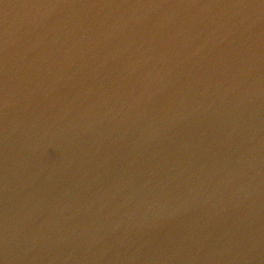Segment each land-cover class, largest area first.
<instances>
[{
	"label": "water",
	"instance_id": "1",
	"mask_svg": "<svg viewBox=\"0 0 264 264\" xmlns=\"http://www.w3.org/2000/svg\"><path fill=\"white\" fill-rule=\"evenodd\" d=\"M0 264H264V0H0Z\"/></svg>",
	"mask_w": 264,
	"mask_h": 264
}]
</instances>
